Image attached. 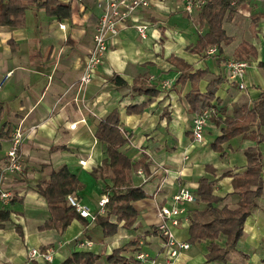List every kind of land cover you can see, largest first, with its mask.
<instances>
[{
	"label": "crops",
	"instance_id": "crops-1",
	"mask_svg": "<svg viewBox=\"0 0 264 264\" xmlns=\"http://www.w3.org/2000/svg\"><path fill=\"white\" fill-rule=\"evenodd\" d=\"M58 1L70 6L68 18L29 8L24 27L0 26V129L3 123L9 126L8 137L0 139V186L18 200L13 204L10 200L0 201V209L11 212L9 221L0 229V264H62L78 251L103 254L95 264H110L106 255L122 247V255L132 264H139L135 258L138 253L154 256L161 251L162 238L155 227L158 208L168 205L181 188L189 189L195 198L186 204L184 216L207 208L196 195L200 179L213 183V195L221 198L214 204L216 208H237L239 196L234 193L232 178L246 170L244 151L250 148H257L261 154L264 181V140L259 141L264 137V124L259 125L258 117L247 132L222 143L219 150L212 146L225 128L224 118L233 115V107L245 106L250 111L264 92V69L258 67L264 62V0H243L231 19L224 18L223 28L232 41L221 44L216 54L189 49L199 35L208 32L207 24L199 22L200 11L191 18L175 0H152L149 9L136 14L148 25L147 38L141 40L128 21L127 27H121L110 40L103 62L86 86H80L79 78L93 43L100 14L95 6L98 0ZM253 17L258 18L254 26ZM189 18L197 19L204 28L202 34L195 32ZM242 42L256 49V56L247 61L245 90H240L226 74V63L235 60L234 53ZM170 56L189 64L190 73L206 71L197 84L200 93L206 92L209 82L222 79L211 102L216 113L207 121L201 142L195 141L191 133L196 115L187 101L191 80H180V71L168 62ZM144 73L145 82L157 94L133 91L134 80ZM115 78L118 82L113 81ZM129 107L139 108L131 111ZM114 111L118 128L127 139L120 151L132 163L140 161L147 168L146 174L142 167L129 173L132 185L147 195L132 203L137 212L135 223L131 228L119 223L117 232L109 237H104L94 221L81 219H73L62 233L39 230L50 213L37 192V184L61 166H66L83 184L75 192L80 202L93 214H106L107 208L102 212L99 201L112 195L111 173L103 165L106 145L95 134L98 124ZM16 129L23 135L18 150L22 172L5 170L10 139ZM184 216L174 233L190 247L175 264H264V193L255 198L243 235L224 262H206L211 241L191 243L189 220ZM109 221L115 223L116 216L111 214ZM17 225L22 237L16 232ZM135 239V243L127 245ZM214 242L223 248L226 236L220 235ZM33 248L52 250V260L29 258Z\"/></svg>",
	"mask_w": 264,
	"mask_h": 264
},
{
	"label": "trees",
	"instance_id": "trees-1",
	"mask_svg": "<svg viewBox=\"0 0 264 264\" xmlns=\"http://www.w3.org/2000/svg\"><path fill=\"white\" fill-rule=\"evenodd\" d=\"M243 0H237L231 4V0H206L201 7L198 15L200 24L206 23L208 32L199 35L196 44L189 47L190 51L202 53L211 47L220 51L221 44H229L232 39L223 28V20L231 19L236 12L238 5ZM96 6V4H95ZM29 8L44 9L48 16L58 18H68L71 14L70 6L63 5L58 0H0V26L22 28L25 26V15ZM258 18L253 17L251 23L253 26L257 23ZM252 32V31H251ZM235 60L248 61L250 57L256 56V49L253 45L242 42L234 53ZM168 62L174 65L181 73L180 80L187 78L191 80L192 89L187 95V101L190 109L195 114H200L204 109L211 106L214 99V93L222 79H216L209 82L205 93H200L197 84L198 81L206 75L205 70H196L190 73L191 66L182 59L170 56ZM258 67L264 69V62L258 63ZM146 74L142 78L135 79L132 89L136 93L157 94L155 89L145 82ZM113 81L118 82L117 78ZM123 82H120L122 85ZM140 107V106H139ZM139 107H129L128 110ZM141 108V107H140ZM143 108V107H142ZM3 113V103L0 101V119ZM259 119V125L264 124V92L259 95L258 100L254 103L253 108L249 111L245 106H234L233 115L225 117L223 122L225 128L221 136L215 139L212 146L215 150L221 148V144L232 137L247 132L251 122ZM118 116L114 111L102 122L98 124L96 137L106 145L107 157L103 160V165L110 171L112 195L108 198L105 207L107 212L104 216L95 214L94 222L103 230L104 237L114 235L118 230V224L122 223L123 228H131L136 221L137 212L132 203L147 197L142 188L133 186L129 178L131 170L143 168L145 174L147 168L142 162L132 163L131 160L120 151V148L127 142L118 128ZM9 126L3 123L0 129V139L8 137ZM252 137V135L250 136ZM264 140L260 137L259 141ZM247 160L246 170L232 178L234 193L239 196L238 206L235 209L223 207L216 208L214 204L221 201L213 195V183L206 179H200L196 190L199 201L207 204L203 211L193 210L189 213V241L191 243L200 240H210L208 252L205 256L206 262L220 261L224 262L226 255L235 248L237 241L243 235V225L251 210L255 207V198L264 193V181L261 173V154L257 148H250L244 151ZM96 170H93L95 172ZM228 174V173H227ZM225 174V175H227ZM83 184L72 174L66 166L53 170L48 179L37 184V192L45 199L50 217L39 230L55 229L62 233L73 219L85 220L81 217L67 201L69 194L81 190ZM18 200L11 198L10 203ZM10 211L0 209V229L3 223L9 221ZM116 216V222L111 223L109 216ZM87 221L84 224L83 232L86 233ZM16 232L22 237V230L19 225L16 226ZM220 235L226 236L225 247L221 248L215 244V240ZM136 239L130 241L127 245L135 243ZM44 252L46 248H40ZM124 247L114 249L106 255L110 264H132L130 258L122 255ZM103 254H94L92 252L78 251L72 253L62 264H95Z\"/></svg>",
	"mask_w": 264,
	"mask_h": 264
},
{
	"label": "built area",
	"instance_id": "built-area-1",
	"mask_svg": "<svg viewBox=\"0 0 264 264\" xmlns=\"http://www.w3.org/2000/svg\"><path fill=\"white\" fill-rule=\"evenodd\" d=\"M164 1V0H157ZM191 18L195 12H199L206 0H175ZM237 0H231V4H235ZM152 0H98L96 7L100 10V14L93 33L92 47L87 55V63L84 72L79 78L80 86H86L92 80V74L103 62V58L107 53L109 42L116 37L121 31V27H127V22L131 21V27L136 31L141 40L147 38L148 25L140 21L136 14L141 10L151 7ZM207 54H216V48L211 47L206 50ZM248 63L247 61L231 60L226 63L227 78L237 83L240 90H245L244 78L246 75ZM2 82L0 83V87ZM216 113L213 106L207 107L200 114H196L192 121V137L195 141L201 142L204 138V129L209 118ZM71 127H75L71 125ZM23 135L20 129H16L11 136V147L7 152L9 164L5 170H15L22 172L23 167L19 161V145ZM80 163L84 164L83 161ZM12 198L10 192L2 190L0 186V201L7 202ZM193 193L187 188H181L175 193L168 205H161L157 212L156 229L162 238L161 251L154 255L148 256L144 253H138L135 258L139 264H175L177 258L189 249L188 242L178 239L174 233V228L179 226L183 216L186 213V204L194 201ZM67 201L75 211L85 220L94 221L95 214L83 205L77 198L75 193L67 196ZM108 196H103L99 201L101 211H104ZM184 219L188 220L187 216ZM87 245H90L87 242ZM42 257L45 261L52 260V250L46 249L41 252L40 249L33 248L29 250L28 257Z\"/></svg>",
	"mask_w": 264,
	"mask_h": 264
},
{
	"label": "rangeland",
	"instance_id": "rangeland-1",
	"mask_svg": "<svg viewBox=\"0 0 264 264\" xmlns=\"http://www.w3.org/2000/svg\"><path fill=\"white\" fill-rule=\"evenodd\" d=\"M191 20V18H189ZM191 23H193L194 25V29H195V32L199 35V34H202L204 32V28L202 26H199L198 25V21L197 19H193L190 21ZM231 61V60H230Z\"/></svg>",
	"mask_w": 264,
	"mask_h": 264
}]
</instances>
